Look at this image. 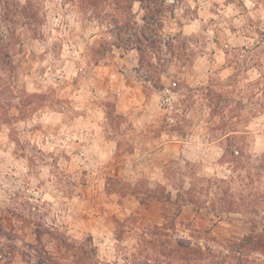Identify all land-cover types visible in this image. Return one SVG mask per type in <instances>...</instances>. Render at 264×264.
<instances>
[{
    "label": "rangeland",
    "instance_id": "obj_1",
    "mask_svg": "<svg viewBox=\"0 0 264 264\" xmlns=\"http://www.w3.org/2000/svg\"><path fill=\"white\" fill-rule=\"evenodd\" d=\"M0 254L264 264V0H0Z\"/></svg>",
    "mask_w": 264,
    "mask_h": 264
},
{
    "label": "crops",
    "instance_id": "obj_2",
    "mask_svg": "<svg viewBox=\"0 0 264 264\" xmlns=\"http://www.w3.org/2000/svg\"><path fill=\"white\" fill-rule=\"evenodd\" d=\"M246 3V2H245ZM246 7L248 8V9H250L251 7L249 6V4H247L246 3ZM190 21L191 22H193L194 20L193 19H190ZM186 27H189L190 26V23H188V24H186L185 25ZM226 47H231V45H230V43L228 42V44H226ZM226 51H227V49H226ZM255 68V67H254ZM255 70H259L258 68H255Z\"/></svg>",
    "mask_w": 264,
    "mask_h": 264
},
{
    "label": "built area",
    "instance_id": "obj_3",
    "mask_svg": "<svg viewBox=\"0 0 264 264\" xmlns=\"http://www.w3.org/2000/svg\"><path fill=\"white\" fill-rule=\"evenodd\" d=\"M2 255L0 254V257H1Z\"/></svg>",
    "mask_w": 264,
    "mask_h": 264
},
{
    "label": "trees",
    "instance_id": "obj_4",
    "mask_svg": "<svg viewBox=\"0 0 264 264\" xmlns=\"http://www.w3.org/2000/svg\"><path fill=\"white\" fill-rule=\"evenodd\" d=\"M181 245V244H180Z\"/></svg>",
    "mask_w": 264,
    "mask_h": 264
}]
</instances>
